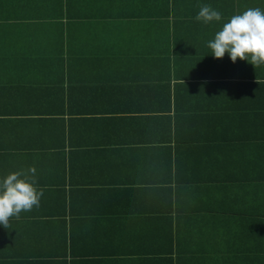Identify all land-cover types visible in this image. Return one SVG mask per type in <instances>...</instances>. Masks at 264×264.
<instances>
[{
  "label": "crops",
  "instance_id": "1",
  "mask_svg": "<svg viewBox=\"0 0 264 264\" xmlns=\"http://www.w3.org/2000/svg\"><path fill=\"white\" fill-rule=\"evenodd\" d=\"M249 8L0 0V184L43 189L0 264H264V65L208 47Z\"/></svg>",
  "mask_w": 264,
  "mask_h": 264
},
{
  "label": "clouds",
  "instance_id": "2",
  "mask_svg": "<svg viewBox=\"0 0 264 264\" xmlns=\"http://www.w3.org/2000/svg\"><path fill=\"white\" fill-rule=\"evenodd\" d=\"M222 14L210 5H202L195 19L207 24L220 21ZM213 56L222 59L229 54L233 63L246 60L255 68L264 65V10L249 8L225 23L215 38L208 42ZM32 180L21 178L23 173L13 172L0 184V224L9 228L11 218H19L22 212L39 207L43 189L37 188L35 170Z\"/></svg>",
  "mask_w": 264,
  "mask_h": 264
},
{
  "label": "rangeland",
  "instance_id": "3",
  "mask_svg": "<svg viewBox=\"0 0 264 264\" xmlns=\"http://www.w3.org/2000/svg\"><path fill=\"white\" fill-rule=\"evenodd\" d=\"M37 4V3H36Z\"/></svg>",
  "mask_w": 264,
  "mask_h": 264
}]
</instances>
